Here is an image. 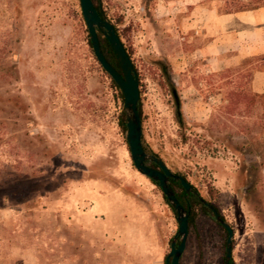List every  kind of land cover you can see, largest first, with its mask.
Returning <instances> with one entry per match:
<instances>
[{"label": "rangeland", "instance_id": "obj_1", "mask_svg": "<svg viewBox=\"0 0 264 264\" xmlns=\"http://www.w3.org/2000/svg\"><path fill=\"white\" fill-rule=\"evenodd\" d=\"M218 4L101 0L138 74L145 142L233 226L235 264H264V98L240 97L264 56L214 70L195 54L208 33L181 25ZM89 41L79 0H0V264H165L170 252L175 213L135 168ZM226 239L198 209L180 264H224Z\"/></svg>", "mask_w": 264, "mask_h": 264}, {"label": "water", "instance_id": "obj_2", "mask_svg": "<svg viewBox=\"0 0 264 264\" xmlns=\"http://www.w3.org/2000/svg\"><path fill=\"white\" fill-rule=\"evenodd\" d=\"M83 19L86 23L89 40L93 54L103 70L115 81L123 95L122 111L125 113L126 141L130 150L131 159L135 168L144 176L157 183L162 193L175 213L178 229L170 243V252L166 256L165 264H180L186 249L190 229V213L179 200L172 180L179 181L186 194H194L198 200L211 209L214 218L226 229V249L224 264H230L233 258L235 231L226 221L218 209L208 200L204 199L192 184L182 175L172 172L165 161L146 151L143 144V121L140 110L139 78L124 42L122 41L114 23L100 13L93 0H79ZM100 34L105 37L119 63L120 70L108 60L104 54ZM176 106L180 108V99L174 90ZM180 113V112H179ZM155 163L157 167L150 164Z\"/></svg>", "mask_w": 264, "mask_h": 264}, {"label": "crops", "instance_id": "obj_3", "mask_svg": "<svg viewBox=\"0 0 264 264\" xmlns=\"http://www.w3.org/2000/svg\"><path fill=\"white\" fill-rule=\"evenodd\" d=\"M201 10L195 7L191 16L183 17L181 25L183 30H191L192 40L208 33L207 41L195 54L207 59L212 69L221 70L237 66L247 57L264 56V8L230 14L206 9L205 19L199 18ZM182 39L187 37L183 35ZM250 86L252 92L264 94V64L253 73Z\"/></svg>", "mask_w": 264, "mask_h": 264}, {"label": "trees", "instance_id": "obj_4", "mask_svg": "<svg viewBox=\"0 0 264 264\" xmlns=\"http://www.w3.org/2000/svg\"><path fill=\"white\" fill-rule=\"evenodd\" d=\"M93 1L96 5V8L98 9V11L100 13H104L102 6H101V0H93ZM210 1L213 2V0H210ZM219 1H220V4L216 5L215 7L217 8V10L220 14H230V13H237V12H242V11H249V10H256L259 8H264V0H218V2ZM119 35L121 37L120 33H119ZM100 43H101L102 50H103L104 54L106 55V57L108 58V60L111 62L112 65H114L117 69L120 70L119 63H118V61L114 55V52H113L108 40L105 37H103L101 34H100ZM89 44H90V41H89ZM100 68L102 69V71L104 72V74L107 76V78L109 80V87L113 91L115 104L118 107V125H119V128L121 129V132L126 137L125 113L122 111V107H123L122 92L120 91V89H119L118 85L115 83V81H113L110 78V76L103 70V68L101 66H100ZM162 68H163L164 73L166 75H168L169 69L167 68V66H163ZM240 97L242 99H247L250 103L254 104L258 101L259 98H264V94H257V93H254L250 90V91L240 93ZM141 116H142V113H141ZM178 122H179V124H182V119L180 118L178 120ZM143 144H144V147L148 153L154 154V155L160 157L157 153H154L149 148V146L145 142L144 137H143ZM150 165L153 167H157L155 163H151ZM177 174H181V173H177ZM183 176L187 179L186 175H183ZM154 183L157 184L156 182H154ZM172 186L176 190V193H177L179 200L186 207V209H188V211L190 213V218H189L190 226L195 224L196 217L198 214V209H200L206 216L213 219L225 231V233H227L226 229L214 218V215H213L211 209H209L203 203H201L194 194H189V195L186 194L184 191V188L182 187V185L180 184L179 181L172 180ZM193 188L195 190L194 186H193ZM178 189H180V191H178ZM222 217L224 218L223 215H222ZM230 264H235L233 258H232Z\"/></svg>", "mask_w": 264, "mask_h": 264}]
</instances>
